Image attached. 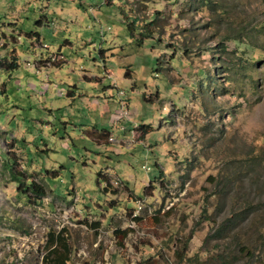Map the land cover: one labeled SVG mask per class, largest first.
Returning a JSON list of instances; mask_svg holds the SVG:
<instances>
[{
	"label": "rangeland",
	"instance_id": "rangeland-1",
	"mask_svg": "<svg viewBox=\"0 0 264 264\" xmlns=\"http://www.w3.org/2000/svg\"><path fill=\"white\" fill-rule=\"evenodd\" d=\"M263 58L264 0H0V264H264Z\"/></svg>",
	"mask_w": 264,
	"mask_h": 264
},
{
	"label": "trees",
	"instance_id": "trees-1",
	"mask_svg": "<svg viewBox=\"0 0 264 264\" xmlns=\"http://www.w3.org/2000/svg\"><path fill=\"white\" fill-rule=\"evenodd\" d=\"M47 47V45H42V47ZM172 54H173V52H172ZM63 56V55H62ZM19 57H14V58H12V61H11V63H9V66L13 69V68H16L17 66H18V63H19ZM259 60H264V58L263 59H259ZM125 74H127L128 75V73H127V71H125ZM4 91V89H1L0 90V93L1 92H3ZM105 134V133H104ZM103 176V173L101 172V171H99L98 172V176L100 177V176ZM16 178H18L17 176H16ZM24 184V185H23ZM23 186V187H22ZM17 191L19 192V193H22V194H24V196L26 197V198H29V197H31L32 195H30V194H33L35 197H37V198H40V196H43L44 194H45V190H44V188H43V186H41L40 184H38V183H33V182H31V181H28L27 183H18V186H17ZM220 192H222V191H220ZM232 222H233V219H226V221L223 223V227L222 228H225L224 226H229V225H231L232 224ZM245 251L247 252V254L250 252L248 249H245ZM59 258H60V256H59ZM62 260H63V258H62ZM66 262V260H63V262L62 263H65Z\"/></svg>",
	"mask_w": 264,
	"mask_h": 264
},
{
	"label": "crops",
	"instance_id": "crops-1",
	"mask_svg": "<svg viewBox=\"0 0 264 264\" xmlns=\"http://www.w3.org/2000/svg\"><path fill=\"white\" fill-rule=\"evenodd\" d=\"M54 12H56V11H54ZM74 13V12H73ZM56 14V13H55ZM54 14V15H55ZM75 14V13H74ZM79 14H77L76 13V15H74V17H76V16H78ZM80 16V15H79ZM44 21H45V23L44 24H47L48 23V25H50V24H52L54 21H52V19L50 20V21H48L47 20V17H44ZM35 33V32H34ZM35 35L37 36V38H39L40 36H39V34H37V33H35ZM29 59H30V57H28ZM24 65H25V63H24ZM91 76H93L92 74L90 75V76H88V77H91ZM91 79H97V80H100V77L99 76H97V75H94V77H92ZM68 91V90H67ZM72 94V92H70V91H68V96H70ZM105 134L104 135H106L108 132H104ZM97 139H99V140H101V136L99 135L98 137H97Z\"/></svg>",
	"mask_w": 264,
	"mask_h": 264
},
{
	"label": "built area",
	"instance_id": "built-area-1",
	"mask_svg": "<svg viewBox=\"0 0 264 264\" xmlns=\"http://www.w3.org/2000/svg\"><path fill=\"white\" fill-rule=\"evenodd\" d=\"M119 94H122V92H121V91H119Z\"/></svg>",
	"mask_w": 264,
	"mask_h": 264
}]
</instances>
